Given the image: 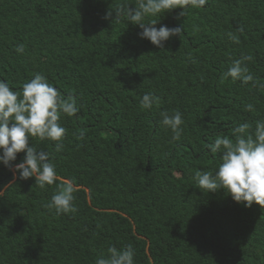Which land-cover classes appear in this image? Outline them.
<instances>
[{
    "label": "trees",
    "instance_id": "16d2710c",
    "mask_svg": "<svg viewBox=\"0 0 264 264\" xmlns=\"http://www.w3.org/2000/svg\"><path fill=\"white\" fill-rule=\"evenodd\" d=\"M118 5L135 0H0V80L19 91L43 74L80 109L61 113L59 152L31 138L60 181L78 185L75 213L45 207L60 181L41 189L0 164V264H94L110 246L129 245L135 264H264V208L193 179L219 164L209 147L217 137L264 119V0H207L184 16L177 8L153 17L157 28L183 31L163 48L114 11L104 18ZM249 55L254 82L224 78ZM149 92L157 102L141 110ZM175 110L184 119L178 140L160 124L162 111Z\"/></svg>",
    "mask_w": 264,
    "mask_h": 264
},
{
    "label": "clouds",
    "instance_id": "9594fccd",
    "mask_svg": "<svg viewBox=\"0 0 264 264\" xmlns=\"http://www.w3.org/2000/svg\"><path fill=\"white\" fill-rule=\"evenodd\" d=\"M207 0H135L134 7L118 5L110 9L105 19H110L115 12L117 22L123 17L127 22L138 25L141 39H147L154 46L163 48L171 37L180 36L182 28L161 25L156 17L174 9H182L179 13L184 16L188 7H204ZM112 20V22L114 21ZM235 39V37H233ZM25 46H16L17 53H23ZM191 59V57H189ZM253 57L243 56L232 61L231 66L223 74L224 78L241 81L248 84L254 82L245 61ZM157 102L153 93H145L139 101L141 110H149ZM75 99L62 100L58 90L48 82L45 75L37 73L25 82L19 91L13 90L9 83L0 80V164L13 171L21 180L35 179V185L41 189L60 181L55 164L50 160V153L38 150L31 143V138L55 142V150L63 149V138L66 128L59 120L61 113L73 116L79 112ZM245 111H255L251 103L245 105ZM160 124L171 130L173 140L180 139L183 133L184 119L179 110L172 114L168 111L160 113ZM251 129V131H249ZM234 138L217 137L209 147L212 152H220V162L214 171L194 170L193 179L199 189L214 193L226 190L227 194L237 202L251 207L253 203L264 208V119L252 125L245 122L234 129ZM24 153L19 163L18 153ZM10 187V186H8ZM79 190L72 179L60 181L45 207L55 214L75 213L77 208L73 201L74 193ZM6 192L5 186H0V198ZM135 250L131 245L116 248L110 246L107 255L98 256L94 264H135Z\"/></svg>",
    "mask_w": 264,
    "mask_h": 264
}]
</instances>
